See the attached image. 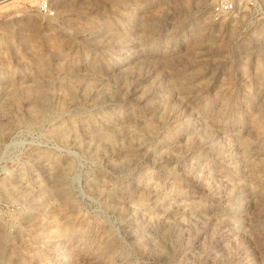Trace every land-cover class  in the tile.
Here are the masks:
<instances>
[{
    "label": "rangeland",
    "instance_id": "obj_1",
    "mask_svg": "<svg viewBox=\"0 0 264 264\" xmlns=\"http://www.w3.org/2000/svg\"><path fill=\"white\" fill-rule=\"evenodd\" d=\"M39 1L0 2V264H264V0Z\"/></svg>",
    "mask_w": 264,
    "mask_h": 264
},
{
    "label": "built area",
    "instance_id": "obj_2",
    "mask_svg": "<svg viewBox=\"0 0 264 264\" xmlns=\"http://www.w3.org/2000/svg\"><path fill=\"white\" fill-rule=\"evenodd\" d=\"M250 0H214L215 18L234 12L239 4ZM37 9L39 12L48 14L50 12L48 3L45 0H40Z\"/></svg>",
    "mask_w": 264,
    "mask_h": 264
},
{
    "label": "bare ground",
    "instance_id": "obj_3",
    "mask_svg": "<svg viewBox=\"0 0 264 264\" xmlns=\"http://www.w3.org/2000/svg\"><path fill=\"white\" fill-rule=\"evenodd\" d=\"M2 1H5V0H1L0 2H2Z\"/></svg>",
    "mask_w": 264,
    "mask_h": 264
}]
</instances>
